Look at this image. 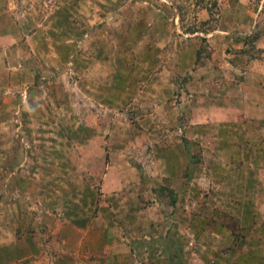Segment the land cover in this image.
<instances>
[{"label":"rangeland","instance_id":"1","mask_svg":"<svg viewBox=\"0 0 264 264\" xmlns=\"http://www.w3.org/2000/svg\"><path fill=\"white\" fill-rule=\"evenodd\" d=\"M77 2L0 0V264H264V0Z\"/></svg>","mask_w":264,"mask_h":264},{"label":"crops","instance_id":"2","mask_svg":"<svg viewBox=\"0 0 264 264\" xmlns=\"http://www.w3.org/2000/svg\"><path fill=\"white\" fill-rule=\"evenodd\" d=\"M67 1H68L67 9H69L71 7V8H73L75 10L76 7H77V4H79L77 2V0H67ZM92 1H94V0H92ZM63 2H64V0H63ZM99 2H106V0H99ZM98 4L101 5V3H98ZM68 11L71 12L70 10H68ZM54 15L55 16H53V18H52V20L54 22L52 24L57 23L56 26L59 27V29L61 28L62 23H66L67 24L70 21L73 22V20H72L73 17L65 16L64 9H60V10L58 9V11ZM90 15H91V17H89L87 15H84L85 16L84 24L87 23L86 35H88L89 31L90 32H94V31H99L100 30L98 32L97 36H96V39H99L102 44H104L106 46H111L112 40H109L110 37H112V36L115 37L116 36L117 38H121L122 39V37H121L122 34H128L127 25L124 22L118 23V27H120V32H118L117 34H114L115 32L108 31L107 30L108 28H106V27L103 29V25L107 24L106 20H103L104 16H105L104 9L99 8L97 6L95 8V10L92 11V14H90ZM101 17H102V20H100ZM52 24H51L50 27L46 26V29L50 30L52 28ZM22 25H23V23H21L19 25L18 29H20L22 27ZM108 27H110V26L108 25ZM54 28H56V27H54ZM159 29L160 28H157L156 31H158ZM73 32H76L78 35H82L83 30H82V28H79V27L75 26L74 29H73ZM5 34H9V33H5ZM133 35H135V34H133ZM12 37H14V34L12 35ZM126 42L128 44V40ZM92 43H94V45L98 46L96 41H92ZM102 57H103V55H101V58Z\"/></svg>","mask_w":264,"mask_h":264},{"label":"trees","instance_id":"3","mask_svg":"<svg viewBox=\"0 0 264 264\" xmlns=\"http://www.w3.org/2000/svg\"><path fill=\"white\" fill-rule=\"evenodd\" d=\"M190 30H192V28L190 29ZM257 37H258V35H257V33L256 32H254V33H249L248 35H246L245 36V42H247V43H252V42H254L256 39H257ZM202 38V37H201ZM207 55L208 54V52L204 49V47H199V48H197L196 49V51H195V53H194V61L196 62V63H199L200 65H202L203 63V61H202V56L203 55ZM164 180H167L166 178H164ZM168 188V187H167ZM160 191V193L163 195V188L161 187V189L159 190ZM172 190L171 189H167V194H168V196H167V200H172Z\"/></svg>","mask_w":264,"mask_h":264}]
</instances>
